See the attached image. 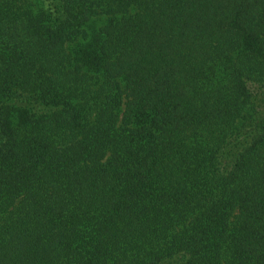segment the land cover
<instances>
[{"label":"trees","instance_id":"1","mask_svg":"<svg viewBox=\"0 0 264 264\" xmlns=\"http://www.w3.org/2000/svg\"><path fill=\"white\" fill-rule=\"evenodd\" d=\"M0 264H264V0H0Z\"/></svg>","mask_w":264,"mask_h":264}]
</instances>
